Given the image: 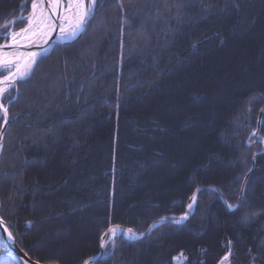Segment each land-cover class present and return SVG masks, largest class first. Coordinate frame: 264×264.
Instances as JSON below:
<instances>
[{
	"label": "trees",
	"instance_id": "1",
	"mask_svg": "<svg viewBox=\"0 0 264 264\" xmlns=\"http://www.w3.org/2000/svg\"><path fill=\"white\" fill-rule=\"evenodd\" d=\"M18 1L0 0V11L15 10ZM250 1L252 0H237L240 5L237 10L231 0H183L181 16L177 17L175 8L172 9V15L163 10L165 0H122L123 10L119 7L120 0H100L102 6H98L87 30L70 43L54 46L50 55L40 58L31 78L19 82L16 98L9 105L10 122L6 132L9 130L13 132L10 135L9 146L2 153L0 160V215L13 229L15 227L14 233L18 242L33 259L54 264H74L79 257V252L73 258L71 253L56 249L59 243L67 246L78 242V238L74 236L78 232L76 223H71V228L74 227L72 232L66 236L55 237L54 233L50 232L54 227L40 223L42 221L38 219L47 207H51L52 212L56 209L59 211V208L65 210L67 202L72 198L92 203L84 191L77 190L73 185L49 195L45 194V188L38 185L39 181L52 180L53 183L58 178L59 172L56 168L59 161L67 158V142L75 143L80 137L81 140L85 139L86 128L89 127L87 125L94 124L96 128L98 120L106 121L113 118L114 132L117 128L116 120L122 119L124 113V115L133 113L136 109L134 108L136 99L140 95H146L145 91L138 95L142 89L149 88L150 90L146 91L152 92L156 84L167 76V71H177L174 63L190 51H196L200 45L213 39V36L225 38L224 35L228 36L232 27L241 20L250 22L249 12H252ZM174 2L175 0H167L170 5ZM206 4L213 5L208 13L201 11ZM157 8L161 9L159 15ZM211 35L213 36L206 41L200 42V38ZM2 42L0 37V43ZM196 42L198 44L193 47ZM215 43L216 41H212V45L216 47ZM224 43L218 42L219 45ZM206 49L208 48L203 47L200 50ZM184 50L187 51L183 54ZM252 90L250 87L244 90L243 97H238V100H241L240 104L243 105L251 97L254 92ZM257 90L262 88L259 86ZM263 106L264 98L258 100L251 110L244 113L241 121L234 122L228 119L231 125L223 124L219 128L218 125L216 127V141L218 148L222 150V153L216 155L221 158L223 156V159L232 156L230 158L233 159H229L228 163L231 166L238 158L235 166L242 169L234 177L238 183L235 182L233 192L226 190L225 183L215 181L228 171L224 170L221 173L220 170L221 174L213 169H208L206 173L201 172L212 162L210 159L204 162L205 166L195 168V172L192 171L196 183L193 192L201 184L210 183L221 189L228 202L235 201L240 181L251 162L253 152L251 149H254L253 146L251 148L246 146L245 136L250 129L256 128L254 125L256 109ZM117 110L119 113H116ZM100 128L101 126L93 129L92 134L97 135ZM123 133L126 136L129 130L124 128ZM238 133H242L243 136H237ZM261 134L264 137V131H261ZM42 158L47 160L45 165L34 164ZM257 159V167L249 179L248 189L252 193L246 210L242 211L240 206L236 211L229 212L217 193L202 191L198 199L199 211L196 210L187 223L181 226L164 223L150 235L137 241L129 242L122 239L116 245L114 254L112 250L109 251V255H104L96 264H152L150 255L157 248L161 249L168 245L174 250L164 258H159L158 264H176L174 256L180 252L187 258L183 264H217L225 252L226 240H231L233 244V264H249L248 249L255 250L259 240L264 239V194L261 191L264 152ZM110 160V165H113L111 157ZM231 166L226 167L232 169ZM122 181L115 179L117 195L119 190L126 186V180ZM258 185L260 187L256 188ZM108 191L110 192V189H107ZM188 194L190 196L192 192ZM106 200L109 201L110 197L108 196ZM108 201L107 225L100 229L95 237L96 250L87 253L75 264H82L83 260L97 253L100 236L111 223H114L112 207ZM174 201L167 205L162 204L160 208L164 209L163 213L154 219L180 213V210L173 211L174 205H177ZM93 212L97 215L98 211ZM254 213L258 215L253 217ZM213 215L223 220H236L239 226L245 224L249 230L256 227L259 229L247 231L242 228L241 231L240 226L238 239L232 230L225 228V225L220 231L214 230L211 220ZM245 215L250 217L247 223L242 221ZM126 219L129 218L122 217L121 223L128 228L140 233L147 228L131 224ZM28 221L32 222L31 227L28 226ZM40 224L42 235L45 237V234H48L49 237L45 238V241L38 239V234L34 231L35 225ZM182 231L203 238L199 241L189 239L182 242L183 240L178 238L175 240V234ZM199 242L201 243L198 244ZM56 252L62 254L60 258L56 257ZM256 264H264V260H258Z\"/></svg>",
	"mask_w": 264,
	"mask_h": 264
},
{
	"label": "rangeland",
	"instance_id": "2",
	"mask_svg": "<svg viewBox=\"0 0 264 264\" xmlns=\"http://www.w3.org/2000/svg\"><path fill=\"white\" fill-rule=\"evenodd\" d=\"M11 2L9 1V3ZM24 2L25 0H19L17 3L18 7L15 10L7 9L0 11V25L5 24L11 19H18L21 15L27 16V11H23ZM250 5L252 6V12H249L250 22L248 20L243 22L241 20L232 27V31L228 36L224 35L225 38L213 36L214 34L200 38V42H202L213 36V39L200 45L196 51H190L189 54L187 53L181 60L174 63L177 71H167V76L159 81L160 85L159 83L156 84V88L152 92L146 91L150 90L149 88L142 89L138 95L144 91L146 95H140L136 99V106L134 107L136 109H134L133 113L126 115L124 113L122 114V119L116 120L117 128H115L114 132L112 128L114 125L103 124L104 119L102 121L98 120L96 128H94V124L87 125L89 127L86 128L85 134L87 137L85 139L82 138L81 140L80 137L75 143L73 141L67 142V158L64 157L63 160L59 161L56 168L57 172H59L58 178L53 183L52 180H48L47 182L39 181L38 185L45 188V194L48 195L55 193L54 191L56 190L68 189L73 185L77 190L84 191L92 203H84L79 198H72L70 201H66L68 208L66 207L65 210L59 208V211L56 209L53 213L50 209L51 207H47L41 218L39 216L38 219L42 221L40 223H46L54 227L50 232H53L55 237L66 236L74 230V227L71 228V223L77 224L78 232L74 236L78 238V242L76 240L77 243L67 246L66 244L59 243L56 247L57 250L71 253L73 258L79 252V257L75 260V263L87 253L96 250L95 237L100 229L107 225L108 200L106 198L108 196L110 197L108 203L112 207V218L114 219V223H111L108 228L113 225H120L122 228L127 229L128 227L121 223L123 222L121 218L125 217L129 218L126 219L129 223L136 224L139 227L143 225L142 227H147V230L155 221L162 218L154 219L163 213L164 209L160 208V206L162 204L167 205L170 201L174 200H177L174 202L180 207L174 205L173 211L180 210L181 212L163 217L179 218L188 210L187 204L190 202V197L196 191L193 192L192 190L196 184L192 176L193 172H195L194 169L205 166L206 163L204 164V162L207 159H210L212 162L205 166V169L201 172L206 173L210 169L219 171V173L220 170L221 173L224 170L228 171L226 174L220 173L221 177L215 181L222 184L225 183L228 192L234 190V184L238 183L234 177L242 169L239 166H235L238 158H236L231 166L228 163L230 162L229 159H233L230 158L232 156H228L229 158L225 159H223V156L222 158L217 156L222 153V150L218 148V142L216 141V127L218 125L219 128L223 124L231 125L232 123L228 119L234 122L241 121L244 113L251 110V107L255 106L258 100L264 98V92H261L264 91V2L262 0H252L250 1ZM28 7L30 10V0H28ZM13 11L16 12L15 16L11 15ZM23 26V23H17L14 28L18 30ZM3 36L4 32L0 29V37L3 42H6ZM212 41H216V47L212 45ZM223 41L225 42L224 44H218V42L221 43ZM144 43L146 44L147 42ZM196 44L198 43L196 42ZM53 47L49 49L46 56L50 55ZM203 47H207L208 49L205 51L200 50ZM186 51L184 50L183 54ZM19 82L22 81H18L16 86L11 90L10 98L12 101L16 98V89L20 86ZM259 86L262 90H257ZM248 87L252 88L254 92L242 105L240 104L241 100L238 99L243 97V94H245L244 90ZM5 103L7 104V99ZM263 108L264 106L256 109V123H254L256 128L250 129V132L248 131L245 136L246 146L248 148L253 146L254 149H251L253 150L252 155L250 154L251 162L248 164L246 173L240 181L238 195L234 193L236 195L234 197L235 201L232 203L228 202L225 197L226 195L220 188L212 186L210 183L207 185L209 186L208 188L220 190L217 194L225 207L226 204L221 195H223L227 204L238 205L244 180L247 174L250 173L244 187V189L246 188V196L248 198L246 199L245 196L238 208L241 206V210L244 211L248 206L247 202H249L252 193L248 189L249 179L257 167L258 156L264 152V143H261L259 139L263 135L261 134L260 126L257 124L261 113L259 110ZM116 113H119L118 110ZM262 116H264V113ZM3 126L4 124L0 123V133ZM99 126H101L100 132L97 135L92 134ZM124 128L129 130V134L126 136L123 133ZM253 130L257 131V137H251ZM6 131L2 141V148H0V160L2 153L9 146L10 135L13 132L10 130L9 132ZM112 133H114L113 136ZM68 134L71 135V132ZM220 136L222 135L220 134ZM237 136L241 137L243 134L238 133ZM250 137L253 140L252 143H249ZM110 157L112 158L113 165H110ZM46 163L47 160L44 158L34 162V164L38 165H45ZM198 164L201 165L199 166ZM110 166L112 167L109 169ZM226 166H231L232 169ZM47 169L49 170L50 167ZM117 178L120 182L124 181V179L126 180V186L121 191L119 190L118 195L115 192V179ZM208 180L211 181L210 179ZM229 182L231 183L229 184ZM262 184L261 191L264 194V175ZM201 186H206V184H201ZM259 187L260 185L256 186V188ZM107 189H110V192H107ZM191 192L192 194L189 196L188 193ZM199 194H197V203L191 211L188 220L196 210L199 211ZM93 211H98L97 215ZM155 211L157 212L155 213ZM0 217L2 216L0 215ZM188 220L183 224L187 223ZM211 220L213 221L214 230L220 231L225 225V228L232 230L238 239V228L240 226H242L241 231L242 228L247 231L259 229L256 227L249 230V227L245 224L239 226L236 220H223L217 215H213ZM4 221L13 233L15 241L28 256L32 260L41 262L29 255L28 251L18 242V238L14 233L15 227L13 229L6 220ZM164 223L174 226L183 225L163 222L153 230ZM35 226L34 231L38 234V239L45 241V238H49L48 234H45V237L42 235V224ZM145 231L141 233H145ZM175 235V240L178 238L183 240L182 242L189 239L199 241L203 238L194 234H188L186 231ZM185 235L186 237L184 238ZM187 236H189L188 239ZM0 238L3 239L1 232ZM121 240L117 239L116 245ZM228 241L226 240L224 243L226 249L217 264H220V260L228 252ZM4 248L5 251L0 252V260H7L11 256L15 258L16 264H21L5 243ZM111 250L112 248L109 246L107 251ZM172 250H174L173 247L169 245L163 246L161 249L157 248L150 255L152 264H158L159 258H164ZM99 251L100 248L97 253L90 257H96ZM181 253L174 256L175 258H179L174 259V263H184L186 255L183 253V256H181ZM56 254L58 258L62 255L59 252H56ZM232 256L230 257V264H233Z\"/></svg>",
	"mask_w": 264,
	"mask_h": 264
},
{
	"label": "snow or ice",
	"instance_id": "3",
	"mask_svg": "<svg viewBox=\"0 0 264 264\" xmlns=\"http://www.w3.org/2000/svg\"><path fill=\"white\" fill-rule=\"evenodd\" d=\"M234 7L239 10L240 5L237 0H231ZM100 5V0H30V10L28 7V0H25L23 11H27V16L21 15L18 19L8 20L5 24L0 25L3 30L5 43L0 44V123H9V105L12 103L10 98L11 90L16 86L18 80L27 81L34 74V69L39 65L40 58L46 56L49 49L45 47L53 39V34L56 38L70 42L75 40L81 33L87 30V26L91 19L95 16V12ZM121 10L124 9L122 0L119 2ZM184 7L183 0H175L173 4H168L165 0L164 11L172 15V9H176L175 15L181 16V9ZM212 4H206L202 8V12H210ZM161 14V9L157 8V15ZM12 16L16 12L11 13ZM17 23H23L24 26L18 30L14 28ZM196 43L193 44V47ZM24 48H38V51L24 52ZM121 48L123 42L121 41ZM18 91V89H16ZM7 99V104L5 100ZM264 113V109H260ZM260 130L264 131V116L257 121ZM251 137H257V131L251 132ZM249 140L252 143L253 140ZM3 139V134L0 133V141ZM260 142L264 143V137H260ZM2 148V143H0ZM202 191H212L219 193L217 188H197L190 197V202L187 204V211H185L179 218L176 217H162L164 220H171L172 223L180 225L188 220L191 211L197 203V194ZM246 196V188L242 189L241 202ZM226 203V202H225ZM229 212H234L238 209L239 204L233 206L226 203ZM258 214L254 213L253 217ZM250 217L245 215L242 221L247 223ZM28 226L31 227L32 222L28 221ZM0 226L7 234V239L14 241L13 233L0 217ZM155 226V225H154ZM151 231V229H149ZM144 237V233H137L133 228L124 229L120 225H113L107 229L99 238V248L103 250L101 255H109L107 249L109 246L114 250L116 248L117 239H125L129 242L140 240ZM228 252L220 260V264H230V257L233 255L232 241H228ZM5 251L3 239L0 238V252ZM183 256V253H181ZM248 256L250 257L249 264H256L258 260H264V239H260L253 248L248 249ZM100 256L89 257L83 260L82 264H96ZM179 259V258H174ZM185 259H187L185 257ZM0 264H16L14 257L9 256L7 260H0ZM24 264H28L24 261ZM39 264V262H36Z\"/></svg>",
	"mask_w": 264,
	"mask_h": 264
},
{
	"label": "water",
	"instance_id": "4",
	"mask_svg": "<svg viewBox=\"0 0 264 264\" xmlns=\"http://www.w3.org/2000/svg\"><path fill=\"white\" fill-rule=\"evenodd\" d=\"M82 34V33H81ZM80 34V35H81ZM79 35V36H80ZM3 43H5V42H3ZM2 43V44H3ZM61 43H66V42H64V41H61V40H59V39H57L56 38V34L54 33L53 34V39L49 42V44L48 45H45V47H47L48 49H50V48H52L54 45H56V44H61ZM25 52H29V51H38L39 49L38 48H24L23 49ZM18 81H20V80H18ZM17 81V82H18ZM264 109V108H263ZM262 114L263 113H260V117H259V120L261 119V117H262ZM7 125H8V123L7 124H4V126H3V128H2V130H1V133L3 134V138H4V134H5V131H6V128H7ZM2 141H3V139H2ZM2 141H0V143H2ZM249 174L250 173H248L247 174V176H246V178H245V180H244V183H243V186H242V189H244V187H245V184H246V182H247V180H248V176H249ZM209 186H201L200 188H208ZM222 196V199H223V201H224V203L226 202L225 200H224V198H223V195H221ZM241 197H242V190H241V196H240V200H239V205H240V203H241ZM227 203V202H226ZM225 203V204H226ZM190 216V215H189ZM163 222H170V223H172L171 222V220H164ZM163 222H161V219L160 220H157V221H155L146 231H145V233H144V237H146L147 235H149L150 234V232L156 227V226H158V225H160L161 223H163ZM174 224V223H173ZM155 225V226H154ZM149 229H151V231H149ZM0 232H1V234H2V237H3V240H4V243H5V245L15 254V256L19 259V261H20V263L21 264H24V261H27L28 262V264H36V262L37 261H35V260H32L29 256H28V254L20 247V245L15 241V239H14V241L13 240H9V239H7V234L3 231V227L2 226H0ZM143 237V238H144ZM102 252H103V250H101L100 249V251H99V253H98V255L97 256H102L101 254H102ZM39 264H50V263H41V262H39Z\"/></svg>",
	"mask_w": 264,
	"mask_h": 264
},
{
	"label": "bare ground",
	"instance_id": "5",
	"mask_svg": "<svg viewBox=\"0 0 264 264\" xmlns=\"http://www.w3.org/2000/svg\"><path fill=\"white\" fill-rule=\"evenodd\" d=\"M22 51H24L23 49H22ZM25 52V51H24ZM103 124H107V125H111V126H113V118H110L109 120H106V121H104L103 122ZM190 184V183H189Z\"/></svg>",
	"mask_w": 264,
	"mask_h": 264
}]
</instances>
